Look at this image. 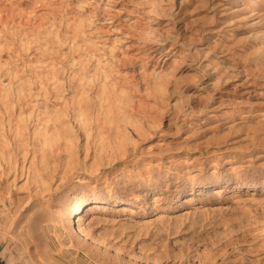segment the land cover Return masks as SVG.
Listing matches in <instances>:
<instances>
[{
  "label": "rangeland",
  "instance_id": "1",
  "mask_svg": "<svg viewBox=\"0 0 264 264\" xmlns=\"http://www.w3.org/2000/svg\"><path fill=\"white\" fill-rule=\"evenodd\" d=\"M231 1L0 0L1 263L264 264V20ZM105 96L143 117L107 165L116 138L63 132ZM55 132L69 137L48 151ZM38 153H88L94 193L62 162L36 182ZM92 194L84 235L24 232L46 198Z\"/></svg>",
  "mask_w": 264,
  "mask_h": 264
},
{
  "label": "bare ground",
  "instance_id": "2",
  "mask_svg": "<svg viewBox=\"0 0 264 264\" xmlns=\"http://www.w3.org/2000/svg\"><path fill=\"white\" fill-rule=\"evenodd\" d=\"M229 4L232 7L231 11L240 10L244 12L246 16L256 14L258 21L261 22L262 20H264V0H250L248 4L242 3L241 0H232ZM238 5L239 7H233ZM258 21L256 22L258 23ZM169 49L171 51L172 49H174V47H171L169 45L167 46L166 51ZM223 95L224 94L220 95V97ZM107 99H109V97L107 96L100 98V107L95 117L91 115L92 112H87L82 108H76V113L70 122L71 124L66 129H63V132L65 133H69L70 130L76 133L78 132V134L80 135L85 134L87 138L94 137L96 138V140H104L111 137L116 138L117 142L107 140L106 143V147H110L111 151L114 153H98L99 155L107 158L106 162L103 161L106 164L103 163V165L109 164V158L114 155H116V157H121L119 152L121 150L120 148H122V140L131 139L128 126L132 127L140 134L143 131L142 116L131 115L123 106L124 103L122 105H115L111 102L109 103ZM102 102H105V107L103 106ZM65 113L66 115L70 114L67 110L65 111ZM46 133L47 132L45 131V133L43 134L46 135ZM57 133L58 132H55L50 137L43 140V146L47 147L48 151H60V149L62 148L61 140L69 137V135L67 134L65 137L63 135L60 136ZM130 141L133 142L132 140ZM66 142H68V146L73 145V141L71 139H67ZM87 157L88 153H84L83 156L81 155V153L34 154L32 155L31 163L28 166V172L33 174V178L36 179V182H43V177H45L46 175L39 173V166H41V171L43 173L48 169L52 171L49 172L51 174H48V177L50 178L53 175V172H55L56 170L55 167L53 169L49 168L50 163H56V165H58L57 163L62 162V166L65 172L76 174L79 173V170H81L85 175L78 176L79 180L87 178V180L90 181L91 184L89 191L90 193H94L97 181L95 178H93V173H98V170H100V164H88ZM36 162H39L40 165L37 166ZM220 184H222V182L218 180H211L208 182V186H216ZM104 187L107 189V192H110L111 189L108 186ZM29 200L30 197L26 198V201ZM89 203H92L94 206H100L105 203V201L98 198L95 194L81 195L75 200L72 199V197L67 196L56 208L51 211V203L49 202V198H46L45 204L34 208V205H32L31 208H33V210L24 214V232L28 234L36 232V230L40 229L39 223L43 220H48V223L51 227L58 225L63 228H70V226L66 224L69 222L71 225V222L74 220L77 222L75 228L76 234L84 235V226L80 223L79 215L84 210L85 206ZM18 214H20V212L16 210L13 215L15 217ZM14 220H12V222H14Z\"/></svg>",
  "mask_w": 264,
  "mask_h": 264
},
{
  "label": "water",
  "instance_id": "3",
  "mask_svg": "<svg viewBox=\"0 0 264 264\" xmlns=\"http://www.w3.org/2000/svg\"><path fill=\"white\" fill-rule=\"evenodd\" d=\"M0 264H3V263L0 262Z\"/></svg>",
  "mask_w": 264,
  "mask_h": 264
}]
</instances>
